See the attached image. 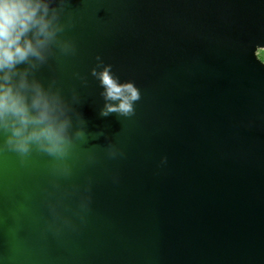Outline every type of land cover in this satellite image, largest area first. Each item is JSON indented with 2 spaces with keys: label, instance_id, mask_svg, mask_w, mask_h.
Listing matches in <instances>:
<instances>
[{
  "label": "water",
  "instance_id": "1",
  "mask_svg": "<svg viewBox=\"0 0 264 264\" xmlns=\"http://www.w3.org/2000/svg\"><path fill=\"white\" fill-rule=\"evenodd\" d=\"M68 4L77 52L35 75L88 140L69 176L0 152V264H264V0ZM97 56L135 115H100Z\"/></svg>",
  "mask_w": 264,
  "mask_h": 264
},
{
  "label": "clouds",
  "instance_id": "2",
  "mask_svg": "<svg viewBox=\"0 0 264 264\" xmlns=\"http://www.w3.org/2000/svg\"><path fill=\"white\" fill-rule=\"evenodd\" d=\"M68 5V0H0V152L15 153L21 163L33 152L45 154L51 158L53 173L64 176L71 175L69 160L77 141L88 140L79 113L83 126L74 125L78 96L73 92L70 103L55 87V80L45 87L35 73L57 49L64 56L77 52L75 43L61 35L73 27L70 18L63 19ZM96 61L90 74L103 88L100 115H135L139 88L131 81L120 82L112 65L100 56ZM108 152L113 158L118 154L111 145ZM166 162L165 157L161 163Z\"/></svg>",
  "mask_w": 264,
  "mask_h": 264
},
{
  "label": "rangeland",
  "instance_id": "3",
  "mask_svg": "<svg viewBox=\"0 0 264 264\" xmlns=\"http://www.w3.org/2000/svg\"><path fill=\"white\" fill-rule=\"evenodd\" d=\"M258 56L264 62V50H259Z\"/></svg>",
  "mask_w": 264,
  "mask_h": 264
}]
</instances>
